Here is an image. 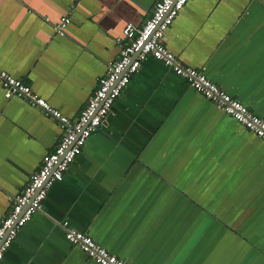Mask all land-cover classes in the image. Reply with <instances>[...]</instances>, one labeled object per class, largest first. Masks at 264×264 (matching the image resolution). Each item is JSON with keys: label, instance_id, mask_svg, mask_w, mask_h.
Listing matches in <instances>:
<instances>
[{"label": "crops", "instance_id": "0c3cea01", "mask_svg": "<svg viewBox=\"0 0 264 264\" xmlns=\"http://www.w3.org/2000/svg\"><path fill=\"white\" fill-rule=\"evenodd\" d=\"M156 2L0 0V69L75 120ZM165 44L264 119V0H189ZM62 135L0 85V223ZM65 221L126 264H264V140L149 57L0 264H97Z\"/></svg>", "mask_w": 264, "mask_h": 264}, {"label": "built area", "instance_id": "2783aa9c", "mask_svg": "<svg viewBox=\"0 0 264 264\" xmlns=\"http://www.w3.org/2000/svg\"><path fill=\"white\" fill-rule=\"evenodd\" d=\"M188 2L157 0L151 17L142 26L129 23L125 27L123 38L117 41L118 59L109 65L106 75L99 79L92 97L75 120L53 108L44 98L34 93L29 84L0 69V85L6 98L24 99L31 106L55 118L63 130L55 150L44 158L41 168L32 175L28 186L13 199L10 212L0 223V262L19 231L42 209L51 187L64 179L65 173L82 153L89 138L104 125L115 101L149 57L164 63L219 110L264 140V119L211 81L205 73L206 69L184 65L166 47V32ZM70 21V18H62L57 30H63ZM63 226L67 240L97 264H126L87 233L71 227L68 221Z\"/></svg>", "mask_w": 264, "mask_h": 264}]
</instances>
